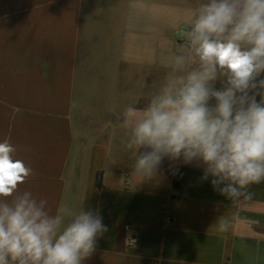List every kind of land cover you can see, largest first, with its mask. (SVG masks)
<instances>
[{
  "label": "crops",
  "instance_id": "crops-1",
  "mask_svg": "<svg viewBox=\"0 0 264 264\" xmlns=\"http://www.w3.org/2000/svg\"><path fill=\"white\" fill-rule=\"evenodd\" d=\"M204 2L0 0V142L51 214L99 209L108 231L83 264H264V183L235 206L202 166L167 158L140 183L120 145L124 109L149 101Z\"/></svg>",
  "mask_w": 264,
  "mask_h": 264
},
{
  "label": "clouds",
  "instance_id": "clouds-1",
  "mask_svg": "<svg viewBox=\"0 0 264 264\" xmlns=\"http://www.w3.org/2000/svg\"><path fill=\"white\" fill-rule=\"evenodd\" d=\"M183 37L146 105L124 109L120 145L135 154L140 183L165 158L195 164L202 181L240 206L264 183V0H206ZM15 153L0 142V264H83L108 231L99 209L51 214L46 199L19 190L33 169ZM229 228L220 217L217 230Z\"/></svg>",
  "mask_w": 264,
  "mask_h": 264
},
{
  "label": "built area",
  "instance_id": "built-area-1",
  "mask_svg": "<svg viewBox=\"0 0 264 264\" xmlns=\"http://www.w3.org/2000/svg\"><path fill=\"white\" fill-rule=\"evenodd\" d=\"M126 230L127 231H131L132 230V227L131 226H126ZM137 242H138V237L137 236H132L130 238V240H129L130 245L133 244V243L135 245V244H137Z\"/></svg>",
  "mask_w": 264,
  "mask_h": 264
}]
</instances>
